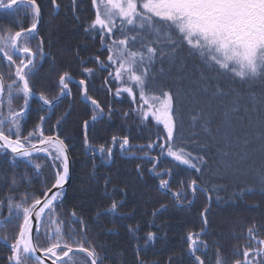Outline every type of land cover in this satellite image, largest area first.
I'll return each instance as SVG.
<instances>
[{"label":"snow or ice","instance_id":"snow-or-ice-1","mask_svg":"<svg viewBox=\"0 0 264 264\" xmlns=\"http://www.w3.org/2000/svg\"><path fill=\"white\" fill-rule=\"evenodd\" d=\"M51 2L54 7H60L57 0ZM72 3L75 7L76 0ZM92 4L95 16L85 30L98 34L102 54L107 52L105 61H101L99 56L92 59L102 71H108L109 78L118 82L115 96L127 93L135 101L138 94L140 103L133 111L142 120L153 117L165 129L163 137L157 136L156 140L145 145L130 144L128 136H113L112 143L118 144L123 152H131L133 147L140 151L147 149L143 156L136 158L152 165L149 171L159 179L161 190L171 193L178 203L186 201L188 204L192 203L187 199L189 194L195 198L198 191L207 193V187L200 180L212 159L205 158L210 148L215 149L218 173L222 177L231 175L235 178L240 174L242 167L252 159L249 150L256 140L260 141L261 159L264 160V0H92ZM29 9L33 19L30 27L15 32L0 30V60L3 61L0 65V189L8 192L0 199V233H3L0 241L10 250L7 264H45L46 260L51 264H73L77 253L86 255V264H104L105 256L97 251L89 238L84 218L75 210L68 217L58 211L69 176V146L59 135L45 136L43 128L46 119L55 115L62 99L71 96L70 85H76L81 89L83 101L92 106L90 120L83 121V144L93 156L98 151L102 162L107 163L111 160L112 149L103 146L95 149L88 140L89 127L102 118L104 108L88 95L86 80H76L68 71L59 74L55 93L46 94L31 83L38 62L46 55L42 39L35 51L29 46L30 40L35 38L40 6L37 0H0V12L6 14ZM185 50L205 69L200 74L203 88L198 91L220 98L215 112L210 105H205L189 113L191 126L199 127L206 136L201 138L199 133H193L187 140L181 133L184 122L181 89L157 88L153 72L158 63L161 74L165 63L182 67L181 53ZM82 71L88 76L95 75L93 68L84 67ZM206 73H214L215 78ZM224 78L242 87L225 91L220 86V80ZM34 98L40 102L39 108L47 116L40 115V123L22 137V122L26 123ZM17 99L22 100L18 109L13 107ZM111 112L109 108V116ZM241 112L257 113L260 119L249 121V128H237V117ZM124 116L127 117L128 113L125 112ZM217 117L219 124L213 128ZM62 119H57L55 126H59ZM252 126L256 129L254 132L251 131ZM178 136L180 143H176ZM189 143L196 145V154L188 149ZM154 148L159 149V156L149 155ZM34 152L46 153L53 169L51 181H43L44 189L40 196L34 192H17L20 182L28 186L32 184L27 172L23 175L16 173L21 165L31 167L37 177L41 175L42 166L34 162ZM162 156L173 158L177 167L183 165L186 169L195 170L197 177L180 181V190L172 191L169 179L163 178L171 177L172 169L157 171ZM137 171H140V165H137ZM250 171L255 173L253 186L243 184L232 193L234 197L240 198L257 190L264 195V164ZM108 183L106 179V189ZM226 188L225 184H219L213 187V191L218 193ZM119 206L112 200L105 211L119 215ZM164 210L167 206L161 204L152 215ZM206 213L205 208L201 212L205 226L208 223ZM100 214L97 213L98 216ZM10 227L18 228V233L11 240L7 235ZM261 228L264 225L256 222L246 228L248 244L243 249L234 248L232 252L233 256L239 257L237 259L230 260L222 250L223 245L217 243L213 264H264ZM129 231L134 233L139 228L130 227ZM204 234L205 228L189 231L185 237L186 249L181 257H170L169 264H175L176 259H182L183 264H206L209 246L202 238ZM41 238L47 242L46 246L41 245ZM158 238L155 232H147L142 238L143 246L137 245V253ZM137 261L138 264H147L139 256Z\"/></svg>","mask_w":264,"mask_h":264},{"label":"trees","instance_id":"trees-1","mask_svg":"<svg viewBox=\"0 0 264 264\" xmlns=\"http://www.w3.org/2000/svg\"><path fill=\"white\" fill-rule=\"evenodd\" d=\"M37 3L41 10V22L29 46L35 51L42 39L46 55L42 61L38 62L36 75L32 77L31 83L37 89L49 94L55 93L58 76L64 71L70 72L76 80H86L88 95L104 108L102 118L89 127V144L95 149L101 146L112 149L111 160L104 163L98 151L93 156L84 146L83 121L90 120L92 106L83 101L81 89L74 84L70 85L71 96L62 99L55 109V115L46 119L43 125L45 136L57 134L64 140L69 146L68 150L72 159V179L58 211L68 217L69 213L75 210L84 218L89 230V238L97 251L105 256L104 264H138V256L147 264H169L170 257L179 258L182 251L186 249L187 233L199 231L201 228H205L202 238L209 246L206 264H213V252L217 243L223 245L222 250L230 260L239 258L233 256L232 252L234 248L243 249L248 244L245 238L246 228L252 222L264 225V195H261L258 190L240 198L232 195L245 183L250 187L253 186L255 173L250 169L259 168L264 164V160L261 159L260 141L256 140L252 143L249 150L252 159L242 167L240 174L235 178L231 175L222 177L218 173L219 164L216 162V152L214 148H210L205 158L211 157L212 159L209 160V168L203 170L200 180V183L207 187L208 192L198 191L191 204L186 201L178 203L171 193L166 194L159 188V179L149 171L152 165L146 160L136 158L143 156L144 151H148L147 149L140 151L133 147L131 152H123L118 144L112 143L113 136L118 138L128 136L130 144L145 145L156 140L157 136L163 137L164 135L161 127L152 117L148 120L138 117L133 111L136 108L135 103L128 94L114 95L117 83L108 77V71H102L92 59L99 56L101 61H105L107 56V52L103 54L101 52L99 35L85 30L95 16L92 0H76L75 7H73L72 0H57L59 8L54 7L51 0H37ZM30 11L21 10L15 14L0 12V30L10 29L15 32L21 28L30 27L33 22ZM181 59L183 60L182 67L165 63L163 74L159 72L161 65L159 63L156 65L153 69L157 81L156 86L157 88L162 86L166 90H175L178 87L181 89L184 113L181 133L185 140L193 133H199V136L203 138L206 134L202 129L191 126L189 113L205 105H210L211 110L215 112L218 110L220 98L213 97L202 90L198 91L203 88L200 74L205 71L199 61L195 57H189L186 50L182 51ZM2 64L3 61L0 60V65ZM84 67L93 68L95 75L88 76L83 73ZM206 74L215 78L214 73ZM220 86L225 91L242 87L231 83L226 78L220 80ZM256 91L259 90L256 89ZM21 103L22 100L17 99L13 107L18 109ZM39 104L36 98L32 100V111L26 123L22 122V135L33 131L40 123V115L47 116V113L40 110ZM6 108L5 104V111ZM109 108L112 109L110 116ZM125 112L128 113L127 117L124 116ZM245 116L248 119H243ZM60 117H63L60 125L55 126L56 120ZM259 119L260 116L257 113L241 112L237 117L239 123L236 127L249 128V121L256 122ZM218 124L219 117L213 121L212 127L215 128ZM255 130L252 126L251 131ZM176 143H180L179 136L176 138ZM187 147L196 154V145L189 143ZM149 155L159 156V149L154 148ZM33 158L35 163L42 166L41 175L37 177L31 167L21 165L16 169V173L23 175L27 172L32 184L28 186L20 182L17 192H34L36 196H40L44 189L43 181H51L53 169L47 155L36 154ZM137 165H140L139 172ZM165 169H172L171 177H163L169 179L172 191L180 190V181L186 182L198 175L195 170L186 169V166L177 167V162L164 156L160 157L157 171L163 172ZM106 179L109 181L107 189L105 188ZM219 184H225L226 190L218 193L213 191V187ZM186 186L185 183V188ZM7 194V189H0V199ZM208 194L211 196V204L206 213L208 221L206 228L201 212L209 204ZM187 199L192 201V195L189 194ZM112 200L120 205L119 215L114 216L105 211ZM161 204H165L167 210L157 212V215L153 216L152 213L160 209ZM98 212L101 213L99 216ZM76 227L80 226L76 225ZM130 227H138L139 231L133 233L129 231ZM147 232H155L159 238L137 253V245L143 246L142 238ZM17 233V227L7 229L10 240ZM260 235L264 237V228H261ZM40 243L43 246L47 245L43 238ZM9 254L8 246L0 241V264H7L6 257ZM77 254L85 259V262L79 261L77 264H86V255ZM175 264H183L182 259H176Z\"/></svg>","mask_w":264,"mask_h":264},{"label":"water","instance_id":"water-1","mask_svg":"<svg viewBox=\"0 0 264 264\" xmlns=\"http://www.w3.org/2000/svg\"><path fill=\"white\" fill-rule=\"evenodd\" d=\"M41 22V15L39 16V22H38V24ZM38 24H37V26H38ZM55 135H57V134H55ZM61 139V138H60ZM36 154H46V153H43V152H40V153H35L34 152V155H36ZM47 155V154H46ZM68 156H69V176H68V180H67V183L64 185V196L66 195V193H67V190H68V187H69V185H70V182H71V179H72V159H71V156H70V154H69V150H68ZM209 194H208V198H209ZM194 200H195V198H193L192 199V202H194ZM210 204H211V199H209V204H208V206H207V210L209 209V207H210ZM206 228H207V226H206ZM34 230H35V225H34ZM2 243H4L3 241H1ZM5 244V243H4ZM6 245V244H5ZM38 255H42V253H37ZM45 264H51V261L50 260H46L45 261Z\"/></svg>","mask_w":264,"mask_h":264},{"label":"rangeland","instance_id":"rangeland-1","mask_svg":"<svg viewBox=\"0 0 264 264\" xmlns=\"http://www.w3.org/2000/svg\"><path fill=\"white\" fill-rule=\"evenodd\" d=\"M30 10V9H29ZM94 10H95V8H94ZM31 12V11H30ZM117 83V87L119 86V84H118V82H116ZM134 91H137L136 89H134ZM127 94V93H126ZM129 95V94H128ZM130 96V95H129ZM130 98L132 99V97L130 96ZM133 100V99H132ZM134 103H135V106H136V108L138 107V105H139V103H140V101H139V95L137 94V96H136V100L134 101ZM146 107V106H145ZM151 117V116H150ZM152 119L155 121V119L152 117ZM156 122V121H155ZM156 124H157V122H156ZM158 126H160L161 127V129H162V132H163V135L165 134V129H164V127H163V124H157ZM51 150V149H50ZM162 157H164V156H162ZM169 158H171V157H169ZM171 159H173V158H171ZM81 262V261H83V262H85V259L82 257V256H80L79 254H76V256H74L73 257V264H77V262Z\"/></svg>","mask_w":264,"mask_h":264},{"label":"flooded vegetation","instance_id":"flooded-vegetation-1","mask_svg":"<svg viewBox=\"0 0 264 264\" xmlns=\"http://www.w3.org/2000/svg\"><path fill=\"white\" fill-rule=\"evenodd\" d=\"M40 24V23H39ZM38 24V25H39ZM31 132V131H30ZM21 135H22V133H21ZM28 134H26V135H22V137H24V136H27ZM36 141H33V143H35ZM44 155H46V154H44Z\"/></svg>","mask_w":264,"mask_h":264}]
</instances>
